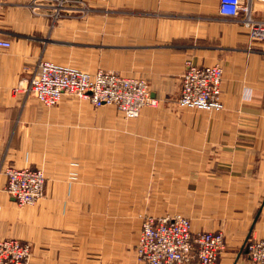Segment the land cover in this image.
<instances>
[{"label": "crops", "instance_id": "crops-1", "mask_svg": "<svg viewBox=\"0 0 264 264\" xmlns=\"http://www.w3.org/2000/svg\"><path fill=\"white\" fill-rule=\"evenodd\" d=\"M32 1L0 0V167L40 169L45 185L20 207L0 174V238L27 244L29 264H144L141 215H181L192 232L223 233L217 264H252L246 244L264 240V41L219 17L218 0H88L90 12L56 21ZM251 13L264 21V3ZM38 59L142 78L160 104L134 119L72 97L45 107L21 90ZM186 59L221 65V111L177 107Z\"/></svg>", "mask_w": 264, "mask_h": 264}, {"label": "built area", "instance_id": "built-area-1", "mask_svg": "<svg viewBox=\"0 0 264 264\" xmlns=\"http://www.w3.org/2000/svg\"><path fill=\"white\" fill-rule=\"evenodd\" d=\"M103 4L107 0H95ZM252 1L218 0L217 14L239 24L251 41H264V21L253 17ZM32 11H50L52 21L62 14L91 11L88 0H33ZM29 70L27 84L21 90L45 107H53L64 97L87 101L94 107H115L126 119L139 116L143 108H156L158 100L151 96L142 78L126 76L101 68L93 73L64 64L38 59ZM223 69L219 63L195 65L191 59L183 64L177 105L182 109L219 112ZM6 177L5 192L17 206L34 205L42 196L45 176L40 169L17 168L1 164ZM246 252L252 264H264V240H251ZM222 232H192L190 220L181 215L154 217L144 215L135 253L144 264H217L225 251ZM29 246L14 238H0V264H29Z\"/></svg>", "mask_w": 264, "mask_h": 264}, {"label": "rangeland", "instance_id": "rangeland-1", "mask_svg": "<svg viewBox=\"0 0 264 264\" xmlns=\"http://www.w3.org/2000/svg\"><path fill=\"white\" fill-rule=\"evenodd\" d=\"M99 69V68H98ZM104 70V69H103ZM113 72H117V71H113ZM119 73V72H118ZM146 81V80H145ZM158 100V99H157ZM176 102H177V100H176ZM160 104V101L158 100V105ZM177 104V103H176ZM158 107V106H157ZM179 109H182V108H180L179 106H177ZM43 194V193H42ZM42 197V196H41ZM144 215H141V217H140V219L143 217ZM140 234V233H139ZM138 237H139V235H138ZM136 260L138 261V259H137V257H136Z\"/></svg>", "mask_w": 264, "mask_h": 264}]
</instances>
